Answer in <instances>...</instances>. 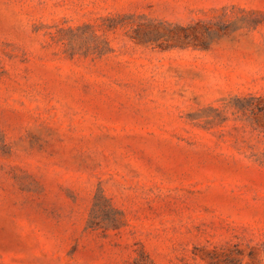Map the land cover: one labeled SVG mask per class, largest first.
I'll use <instances>...</instances> for the list:
<instances>
[{"label":"rangeland","instance_id":"1","mask_svg":"<svg viewBox=\"0 0 264 264\" xmlns=\"http://www.w3.org/2000/svg\"><path fill=\"white\" fill-rule=\"evenodd\" d=\"M0 264H264V0H0Z\"/></svg>","mask_w":264,"mask_h":264}]
</instances>
